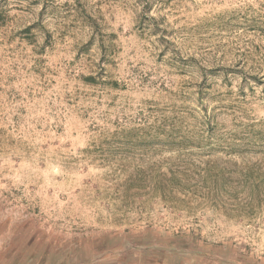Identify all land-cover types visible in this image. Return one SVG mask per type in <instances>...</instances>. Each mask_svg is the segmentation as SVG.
Segmentation results:
<instances>
[{"label": "rangeland", "instance_id": "1", "mask_svg": "<svg viewBox=\"0 0 264 264\" xmlns=\"http://www.w3.org/2000/svg\"><path fill=\"white\" fill-rule=\"evenodd\" d=\"M0 264H264V0H0Z\"/></svg>", "mask_w": 264, "mask_h": 264}]
</instances>
